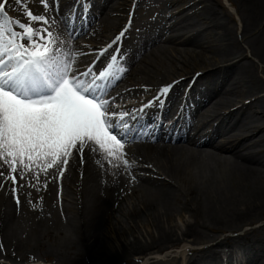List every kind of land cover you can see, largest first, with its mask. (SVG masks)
<instances>
[{"label": "bare ground", "instance_id": "6f19581e", "mask_svg": "<svg viewBox=\"0 0 264 264\" xmlns=\"http://www.w3.org/2000/svg\"><path fill=\"white\" fill-rule=\"evenodd\" d=\"M106 3L105 12L109 9L111 12L119 9L116 11L119 12V6L124 5L125 8L128 6L125 0H107ZM202 3L204 7L198 16L205 19L213 31L218 32V39L215 41L217 47L214 50L209 49L211 52L214 51L213 57L207 58L206 54L193 51L188 54L189 60L186 59V55H183L181 60L177 56L184 48L162 47L166 51L162 53L168 55L172 68L175 63L181 61L180 76L189 77L187 80H190L195 74L199 75L195 76L199 78L191 88V92L201 94L198 88L200 87L207 97L216 95L211 100L213 103H209L210 105H206L207 107H204L202 111L200 109L194 115L193 122L191 117L187 119V130L189 132L195 130V134L183 136L180 132L175 142L181 141V144L154 146L145 140L142 145L135 146V157L130 162L131 168H129L132 182L125 185L121 180L122 188H118V181L103 186L101 183L103 175L99 171V165L95 166L91 161H88L80 170H78L79 165L72 166L65 182L62 181V185L67 189L66 197L71 198V202L64 209L67 215L66 225H63L57 217L51 220L49 213H44L46 210L44 206L39 207L34 213L24 212L22 204L18 208L15 200L11 199L6 191H2L0 193V235L3 236L5 243H0L3 245L0 248V256L21 264L27 261L33 262L36 253L46 259L54 257L59 264L69 262L78 264L84 257L87 258V264H122L124 261H129L133 254L146 257L151 252L161 253L170 246L174 247L181 239L197 238L203 234L198 228L215 227L223 220L224 223L234 219L252 221V218L264 215V137H257L258 133L264 132V129L259 131L258 123L251 119L252 115L264 119V97H257L249 106H244L246 110L244 113L231 110L234 105L232 92L242 97L256 96L257 90L261 89L262 85L258 81L259 77L256 76L253 66L244 57V52H241L240 57L234 58L233 61L229 60V57L236 54L233 50L235 46H231L232 32L224 26L217 11L213 12L215 10L210 7V0H202ZM99 8L100 5L97 3L95 11L97 12ZM125 8L119 14H123ZM240 8L246 26H252L255 30L260 29L264 20V0H243ZM102 11L103 9L99 10V15L93 13L94 19H91L93 24H98L103 16ZM192 16L182 19L176 17V22L169 29L176 31L180 27L178 34L182 37H180L179 45L193 47L196 45L203 48L202 44L206 43L205 39L208 37L200 43L201 36L203 37L205 32L197 31L202 22L196 21ZM118 25L107 30L106 37L116 35L113 31L116 33L119 29ZM107 26L110 25L103 27ZM77 27L82 30L86 25L77 24ZM88 30L90 35L95 36L94 27H89ZM191 31L196 32L194 35H188ZM145 34L149 37L143 38L139 43L141 47L148 46L151 41H156L161 35L160 33L157 36L148 31ZM261 36V43L253 48L252 52L264 63V28ZM213 42L214 40L208 41V44L212 45ZM152 56L151 53L144 61L149 67L144 72L143 70L134 72V76L139 73L144 78H148L150 71L158 74L159 82L147 81L150 87L179 76L175 69L171 70L167 66L170 64L160 61L159 57ZM169 58L174 60L171 61ZM153 60L156 63H153ZM153 65L156 66L153 68ZM217 65H225L222 68L219 67L220 80L222 84H226L221 94L218 91L221 84L215 80L219 72L209 71V68ZM158 66L162 68V71L156 70ZM199 71L203 73V76ZM122 79L120 87L133 85V76L126 77L123 81ZM185 80L175 84L169 96H173L189 82ZM119 98V96L115 97V99ZM213 107L215 108L211 112ZM221 109H225L224 112L215 116ZM216 119L219 123L211 126ZM98 152L95 157L99 162L101 150ZM207 157L211 160L204 162L209 159ZM72 170L78 171L77 181L78 178L82 179L79 181H82L80 205L76 197L78 188L73 181L76 172L71 174ZM68 179L69 184L66 183ZM181 185L186 187L185 195L177 189ZM101 191L107 195L108 202L104 196L100 195ZM129 192L130 195H128ZM123 196L126 198L121 200ZM115 202L120 203L117 208ZM141 212L145 213L143 221L138 218ZM218 212L222 214L219 215ZM184 214L191 220L185 224H183L184 220L179 223L178 220ZM133 219H139L136 222L138 227L150 231L145 242L135 238L129 244L112 249L111 243L120 236L113 234L108 241V231L111 230L113 233L114 229H117L123 232L128 222ZM50 221L53 222L52 226H48ZM4 228H6L7 236L1 233ZM227 241L217 243V247L229 248V251L233 253L242 254L244 264H264V227L254 229L245 238L239 236ZM52 252L55 256L49 254ZM223 252L225 253V249ZM220 258L219 249H207L189 264H215Z\"/></svg>", "mask_w": 264, "mask_h": 264}, {"label": "snow or ice", "instance_id": "6c2138e0", "mask_svg": "<svg viewBox=\"0 0 264 264\" xmlns=\"http://www.w3.org/2000/svg\"><path fill=\"white\" fill-rule=\"evenodd\" d=\"M12 3L20 6L26 22L9 14ZM41 3L43 12L34 14L25 0H0V187L11 181L18 208L24 186L19 181L28 183L31 176L29 186L38 188L41 174L47 176L50 169L62 179L69 158L75 152L83 162L86 147L103 150L113 166L122 160L131 168L121 150L143 136L151 138L142 121L148 110L163 105L177 83L161 86L136 109L114 110L113 82L126 73L117 65L127 55V27L103 48L89 49L93 59L82 65L77 50L67 51L63 35L52 30L61 24L66 39L74 42L78 29L72 14L60 15L59 0Z\"/></svg>", "mask_w": 264, "mask_h": 264}, {"label": "rangeland", "instance_id": "374dc122", "mask_svg": "<svg viewBox=\"0 0 264 264\" xmlns=\"http://www.w3.org/2000/svg\"><path fill=\"white\" fill-rule=\"evenodd\" d=\"M30 3L31 2H36V6L38 5L39 1L41 3V0H28ZM131 1V0H130ZM243 0H213L212 2H210V7L215 10L213 11L214 13L220 15V20L222 19L224 26L227 27V30L232 32V45L235 46V48H233V50L236 52V54L234 56L229 57L230 61H233L234 58L240 57V53L244 52V57H246V60L253 66L256 76L259 77V83H261L262 87L261 89L257 90L258 93L256 96H245L246 98L252 99L253 101L257 98V97H264V63L262 61H260L258 58L255 57L254 52H252L253 48H255L259 43H261V32L263 30V26H264V20L262 21V25L259 27L260 29L255 30L252 26H246L244 20H243V16L241 14V8H240V3H242ZM128 4H130V2H127ZM147 3H149V5H146ZM171 0H144L141 5H146V7L142 8L141 5H139V9L142 8L140 11H142V13L139 16H142L144 14V16H146L147 18L145 19H149V17L152 16V11H154L155 9H157L158 7H169V9L171 10V14L175 13V8L174 6L171 5ZM104 4V2H103ZM166 4H169V6H167ZM166 5V6H165ZM171 5V6H170ZM233 9H232V7ZM110 10V9H109ZM106 10L105 14L103 16H101L98 24L95 26L98 31L97 32V37L99 38H103L104 35L107 34V30H110L113 27L117 26V28H121L124 29L125 25H127V22L124 20V17L120 14H109L108 11ZM103 12V11H102ZM108 13V14H107ZM183 13L186 14L183 10ZM176 17V16H175ZM115 20V22H114ZM121 20V21H119ZM150 21V20H149ZM114 22V23H113ZM176 22V18H174V20L171 21V24H169V26L174 24ZM104 23V25H103ZM150 23V22H149ZM222 23V24H223ZM106 25H110L107 27H103ZM146 25V23L144 24V26ZM168 26V27H169ZM133 27L135 28V32L138 31L140 26H136V23H133ZM246 27V28H245ZM100 28V29H98ZM180 29V27H179ZM229 31V32H230ZM166 33L163 34V38L161 39L160 42H158L156 45H151L149 46L148 50L151 48V53L153 52V56L154 58L159 57L160 61H164L165 63H168L170 65H167L169 68H171V70H174L177 72V78L174 79H178V78H186L185 76H180L182 69L179 70L180 68H182L181 65V61L175 63L174 68L171 67V62L168 61V55H163L162 52H166L164 49H162V46H167L169 49H171L172 47L174 48H180L178 46L179 42L176 41V38L174 37L177 32L172 31V29H169L168 31H165ZM211 39L214 40L213 44L210 45L208 44V40L205 39L206 43L202 44L203 48L197 47L196 45L194 47H192V45H187L185 47H188L187 49L184 48V46L182 48L183 51L181 52V54L179 56H177L179 59L182 58L183 55H186V59L189 60V56L188 54L192 53L193 51H197V52H201L207 55V58L213 57V53L214 51H209L210 50H214L217 45H216V40L218 39V33L214 36L213 34H209ZM168 37H174L172 39V41L170 43L165 41L168 40ZM167 38V39H166ZM202 41H204V38L200 40V42L202 43ZM229 42V41H228ZM171 43H174L171 45ZM145 53V55L143 54V59L146 55H148V53L150 51H148ZM239 51V52H237ZM144 53V51L142 52ZM141 53V54H142ZM139 54L137 56V58H140ZM256 54V53H255ZM150 56V54H149ZM243 57V56H242ZM170 59V58H169ZM174 60V58H172ZM172 59H170L171 61H173ZM182 60V59H181ZM153 63H156L153 60ZM152 63V64H153ZM141 66L139 67V69L141 68L142 70H145L149 67V65L146 62H141L140 64ZM179 65V67H178ZM156 65H153L152 67L154 68ZM151 67V69H153ZM156 70L158 71H162V68H160V66H158L156 68ZM215 70V69H214ZM149 71V70H148ZM149 76L148 78H144V80H140V78L136 77V83H140L137 84V87L140 88V86H142V89H146L148 88H152L150 86L147 85L146 87V83H149L147 81H153V80H157V82H159V76L158 74L156 75L154 72H149ZM257 77V78H258ZM140 80V81H139ZM170 80V79H168ZM145 83V84H144ZM166 83V82H165ZM159 84V83H157ZM157 86V85H156ZM150 91H155V90H151ZM149 93V92H148ZM240 95L235 94L234 98L237 99L239 98ZM254 109V107H253ZM257 117H254V120ZM183 187V188H182ZM178 190H180V192L182 194H186V187H184L183 185H181L180 187H177ZM27 202L29 203V207L30 209L33 208L32 205V201L27 200ZM49 207L52 211H56V205L53 201V203L49 202ZM140 210V209H139ZM26 211V209H24V212ZM219 215L222 214L220 212H218ZM144 216L145 213L142 214V212L139 214L138 218L141 219L142 221L144 220ZM183 216L181 219L178 220L179 223L185 224L188 220L190 221V218L188 217V215L184 214L181 215ZM139 219H133L132 221L128 222L129 224L126 225V229L122 231H117V229H114L113 233L111 230L108 231V241H110V239L112 237L113 234L115 236H120L119 238H116V240L111 243V248L112 249H117L120 245H126L131 243L135 238H139L141 240V242H145V238L148 235V233L150 232L147 229H142L141 227H138L136 225V222L139 221ZM126 222V221H125ZM182 225V224H181ZM264 227V215H258L257 218H252V221H249L248 219H245L244 221H242L241 219H234L233 221L231 220V222H225L224 220L221 221V223L218 224L217 227H206V229H202V228H198L199 231L203 232V234H200L197 239L201 240V239H207V242L209 243H216V242H210V241H216V240H223L227 235H232L234 238H238L239 236L241 238H245L249 232H253L254 229H257V227ZM8 231V229H7ZM218 232V233H217ZM220 237V238H219ZM231 237V236H229ZM196 238V237H195ZM224 242H228L226 239ZM192 244V243H191ZM189 243H184L182 245V243H180L179 245H177L176 247H170L167 250H165L163 252V254L160 255H155V254H151V256L148 257V261H156V260H161V259H165L167 258V256H174L175 255V251H183L186 245H191ZM113 246V247H112ZM181 246V247H180ZM180 247V248H179ZM175 250V251H174ZM187 254V253H186ZM138 256L132 255V257L130 258L129 261L125 262L124 264H137L135 262V259ZM37 263L38 264H55L54 262H51L47 259H45L44 257H39L37 259ZM81 264H87V258L84 257V259L82 260Z\"/></svg>", "mask_w": 264, "mask_h": 264}]
</instances>
